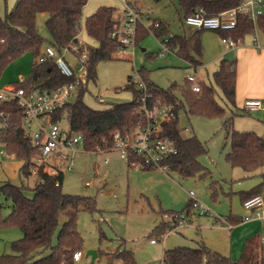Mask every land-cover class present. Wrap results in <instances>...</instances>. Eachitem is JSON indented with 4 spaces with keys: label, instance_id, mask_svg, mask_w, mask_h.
<instances>
[{
    "label": "trees",
    "instance_id": "obj_1",
    "mask_svg": "<svg viewBox=\"0 0 264 264\" xmlns=\"http://www.w3.org/2000/svg\"><path fill=\"white\" fill-rule=\"evenodd\" d=\"M88 0H15L10 8L0 14V74L6 65L30 52L34 57L31 73L23 82L14 81L17 86L25 89H54L65 83L64 77L56 67L47 62L36 61L46 44L69 47L79 39L82 9ZM182 18L200 7L208 15L216 14L236 4L237 0H175ZM114 7L99 6L85 19V29L89 37L96 42L95 47H88L89 72L88 82L96 77V64L110 60L117 47L115 39L110 37L115 20ZM43 13L45 26L49 33L48 42L40 34L36 18ZM158 21V25L153 24ZM148 27L138 25L135 41L148 31H152L159 39L169 33L168 24L160 19L153 20ZM258 28L264 36V13L259 15L254 23L245 16L237 17L236 26L229 30H214L220 36L241 38ZM203 29L186 30L172 33L170 44L177 54L193 64H201L202 53L200 33ZM145 83L146 106H171L174 117L162 122V134L174 139L178 147L177 154L166 159L168 169L188 175L201 165L197 157L205 151L203 144L195 136L183 137L180 134L179 112L185 110L190 115L207 117H222L223 126L229 132L230 150L226 160L231 166H240L244 171L253 172L258 168L260 180L246 190L239 191V197L245 198L261 194L264 196V138L252 131H239L233 127L234 114L226 115V108L216 99V89L212 82H199V90L190 88L189 81L173 82L167 87H161L153 82L147 72L140 70ZM130 75L123 89L132 94L130 100L112 102L103 108H93L82 100V94L87 84L77 90V98L68 101L52 112V120L66 119L68 127L73 132L83 135V148L89 152L109 151L114 144V135L126 136L134 133L138 127L146 124L144 115L139 111L140 89L129 82ZM213 81L228 104H235L236 60L221 58L218 67L213 71ZM87 82V83H88ZM0 110L9 114V126L2 141L8 154L21 161L19 172L24 177L30 175V166L39 150L33 146L28 133L23 128V112L15 102L0 103ZM133 160L140 161L133 156ZM127 165L130 167L129 163ZM142 169H156L142 165ZM63 172L49 174L38 167L37 180L33 187V195L24 193L26 186L5 181L0 184V195L9 201L10 212L2 218L1 209L4 202L0 200V226L16 225L22 231V236L11 242L12 252L0 255V264H74L72 253L81 248L82 236L76 228L78 215L81 211L96 210L95 200L91 196L66 193L62 190ZM58 182V184H56ZM213 186V185H212ZM216 190H214L215 193ZM191 200L187 202L184 211L187 215ZM163 211V210H161ZM173 214L179 211H164ZM163 212V213H164ZM60 215L65 219L59 223ZM241 217L232 215L231 222L240 221ZM172 224L161 220L150 232L158 234L165 232ZM57 229L56 243L53 244ZM115 257L122 264H135L133 252L128 249L118 250ZM160 264H264V246L260 242V234L246 238L241 252L232 259L218 251L211 250L202 241L196 246L175 245L163 249Z\"/></svg>",
    "mask_w": 264,
    "mask_h": 264
},
{
    "label": "rangeland",
    "instance_id": "obj_2",
    "mask_svg": "<svg viewBox=\"0 0 264 264\" xmlns=\"http://www.w3.org/2000/svg\"><path fill=\"white\" fill-rule=\"evenodd\" d=\"M14 1L0 0V14L3 15L5 9L10 8ZM262 2L261 9L264 12V0ZM122 5V0L86 2L78 32L79 40L84 46H96L95 40L89 37L85 29L86 17L99 6H112L120 10ZM135 5L139 8L141 21L147 27L152 19L156 18L167 23L168 30L172 33L180 32L182 24L186 30L191 28L183 22L175 0H138ZM45 17V14H38L36 23L40 34L48 42L49 33L45 26ZM253 37H257L259 46L253 43ZM263 38L262 32L256 27L255 31L246 34L243 42H239L237 46L246 45L250 41L259 49L260 40ZM201 42L202 60L205 64L198 69L197 75L203 78V81L214 84L216 99L226 108V115L234 114L235 129L252 131L264 138V120L255 116L254 111L241 110V102L237 98L234 105L228 104L221 89L213 81V71L223 57L221 51L227 49L221 42V36L214 30L203 29ZM160 49L159 39L152 31H148L137 40L133 48L129 47V57L98 62L95 67V80L87 83L82 100L91 107L101 108L112 102L131 99V92L123 89L126 76L138 74L140 70L147 72L150 79L161 87H167L173 82L182 83L187 73H196L186 60L174 52L157 55ZM228 50L224 57L234 58L233 50ZM33 61L32 54L26 52L9 62L0 74V86L29 76ZM76 94L77 92L70 101L77 98ZM179 117L181 136L195 135L205 149L197 157L201 166L191 174L181 175L171 169L146 170L129 167L119 151L114 148L99 152L79 149L71 154V161L62 164V190L66 193L91 196L96 206L93 212L81 211L78 215L76 228L82 236L81 257L74 264H122L120 258L114 255L123 249L133 252L135 264H160L163 249L174 245L193 246L196 244L192 239L198 238L203 239L212 249L236 259L246 238L258 231V227L254 225L262 224L261 220L239 221L231 224L229 228L227 217L231 214L242 217L250 213L243 207L239 191L250 188L260 180L259 171L262 167L247 172L240 166L230 165L226 160V154L230 150L229 132L223 126L222 117L190 115L183 109L180 110ZM59 125L67 128L68 122L63 118ZM0 149L5 148L1 146ZM8 160L11 163H8ZM68 164L71 165V170L65 169ZM19 165V159L1 155L0 184L5 181L23 184L26 186L25 195L31 197V188L37 176L20 175ZM86 181L89 182L88 185L85 184ZM0 200L4 202L1 209V217L4 218L10 212V205L1 195ZM190 200L196 201L207 211L201 213L199 207L191 205V218L183 227L168 233L150 235L153 227L165 220L164 211H181ZM217 216H220L221 220L217 221ZM64 219V215H60L59 223ZM201 224L205 225L196 228ZM217 225H223L225 228L216 229ZM56 235L57 229L53 244L56 243ZM21 236L22 231L18 226L1 225L0 255L12 252L11 242ZM150 238H155L156 242L151 243ZM89 250L95 252L94 257L88 253Z\"/></svg>",
    "mask_w": 264,
    "mask_h": 264
},
{
    "label": "built area",
    "instance_id": "obj_3",
    "mask_svg": "<svg viewBox=\"0 0 264 264\" xmlns=\"http://www.w3.org/2000/svg\"><path fill=\"white\" fill-rule=\"evenodd\" d=\"M138 0H122L123 5L120 10L114 9L113 18L115 23L110 37L115 39L117 47L112 53V58L130 56L129 47L134 46L138 25L141 22L139 8L135 5ZM262 0H237L236 4L222 10L216 14L208 15L200 7L194 12L183 17V22L197 29L229 30L236 26L237 17L245 16L254 23L259 15L263 14L261 7ZM116 13V14H115ZM155 26L158 21H154ZM172 33L159 38L161 49L157 55H165L173 51L169 38ZM241 38L221 36V42L230 48L237 46ZM253 43L257 46V37H253ZM79 39L69 47L57 48L52 44H46L41 53L37 55L36 61H47L53 64L56 69L68 80L54 89L32 88L25 89L17 86L14 82L0 86V103L15 101L23 112V128L28 133L30 140L38 150L39 154L33 159L30 166V174L37 176L39 166L49 174L63 172V163L71 161V154L83 148V135L80 132H73L69 127L62 128L58 121L52 120V112L63 106L77 92L81 85L87 84L89 72L88 48ZM186 80L190 83V88L194 91L199 90L198 76L196 73L186 74ZM25 77H20L17 82H23ZM129 82L135 85L142 92L139 98V111L144 115L146 124L126 136L114 135L112 149H117L121 157L129 163L130 167L141 168L148 165L161 170L168 169L166 159L177 154L178 147L173 138L162 134V122L174 117L171 106L153 107L148 109L146 106L145 83L140 75H130ZM241 108L244 111L256 109L264 110V95L256 98H245ZM9 126V114L0 110V144L5 143L2 138L5 136ZM89 152V151H88ZM0 154H8L6 149L0 150ZM138 157L140 161H135L132 157ZM106 162V159H104ZM66 170H71L70 164L66 165ZM58 184V182H56ZM89 184L88 181L85 182ZM190 194H193L190 192ZM243 207L250 211L241 217L240 221L246 222L253 219L264 222V196L254 194L245 198L242 202ZM193 207H199L201 213L207 210L199 206L196 201H191ZM172 226L165 233L176 230L183 226L188 220L184 211L173 214H164ZM221 220L220 216L216 217ZM231 227V223H228ZM150 242H156L155 238H150ZM260 242L264 246V223L260 233ZM74 261L81 257L80 249L72 253Z\"/></svg>",
    "mask_w": 264,
    "mask_h": 264
},
{
    "label": "crops",
    "instance_id": "obj_4",
    "mask_svg": "<svg viewBox=\"0 0 264 264\" xmlns=\"http://www.w3.org/2000/svg\"><path fill=\"white\" fill-rule=\"evenodd\" d=\"M147 1H150V0H147ZM115 9V8H114ZM40 14H43V13H40ZM153 20H157L156 18L155 19H152L151 22H153ZM150 22V23H151ZM182 24V23H181ZM139 26H142V27H147L145 26V24L141 21ZM195 28L191 27L189 30H193ZM182 31H186V29L183 27V24H182V29L180 30V32ZM201 34L202 32L200 33V41H201ZM258 41V40H257ZM137 41H135L136 43ZM243 42V40L241 41ZM260 43H261V47L259 49L255 48L250 41H248V43L246 45H241V46H236L234 48H230L228 46H226L227 49H224L223 51H221V55H223V57L221 58H226L224 57V55L229 52L228 49H231L233 50V55H234V58L232 59H235L236 60V78H235V98H237L241 103L239 104V108L241 110H243L241 108V104H242V101L245 99V98H256V97H261L264 95V38L260 40ZM201 45H202V42H201ZM45 46V45H44ZM43 46V47H44ZM43 49V48H42ZM174 53L177 54L176 52V49L173 47V51ZM202 52H203V45H202ZM129 57V56H128ZM182 58V57H181ZM220 58V59H221ZM200 61H201V64H199L198 66H194L192 65L191 63H188L189 66H191L194 71L196 72V74H198V69L199 68H202L204 67V62L202 60V53L199 57ZM227 59V58H226ZM185 60V59H184ZM220 61V60H219ZM216 66V65H215ZM218 67V65H217ZM216 67V68H217ZM189 74V73H187ZM148 77H149V74L147 73ZM128 76V75H127ZM126 76V77H127ZM186 76V75H185ZM184 76V78H185ZM198 76V75H197ZM150 78V77H149ZM198 79L200 81L203 80V78L199 77L198 76ZM152 80V79H151ZM153 81V80H152ZM127 82V80H126ZM154 82V81H153ZM156 83V82H155ZM126 84V83H125ZM157 84V83H156ZM158 85V84H157ZM170 85V84H169ZM128 91V90H127ZM75 95V94H74ZM131 98H132V94H131ZM130 100V99H129ZM108 106L105 105L103 107H106ZM101 107V108H103ZM93 108H98V107H93ZM254 111V114L255 116L259 117V118H262L264 120V110L262 109H256V110H253ZM2 145L0 144V147ZM1 150V149H0ZM1 155L3 154H0V157ZM6 156L8 157H14L13 155L11 154H5ZM8 163H11L9 160H8ZM20 165H21V161H20ZM19 165V167H20ZM18 172H19V168H18ZM19 174L21 175V173L19 172ZM31 175V174H30ZM191 215V214H190ZM187 215V218L188 220H190L191 216ZM233 214L229 215L227 217V220L233 224V223H236V222H231L230 221V217L232 216ZM253 220H257V219H253ZM252 221V220H250ZM250 221H246V222H250ZM262 221V220H261ZM239 222V221H237ZM263 221H262V224H258L257 226L254 225L255 227H258V231L254 234H260L261 233V229L263 227ZM158 224V223H157ZM205 224H201V225H198L196 226V228H199L200 226H203ZM183 227V226H181ZM181 227H179L178 229H180ZM216 229H220V228H225L223 225H217V227H215ZM177 230V229H176ZM253 235V234H251ZM249 235V236H251ZM248 236V237H249ZM195 244L197 245V243H199V241H202L207 247H209V245H207L203 239L201 238H198V239H192ZM196 245H193V246H196ZM175 246V245H174ZM243 246V245H242ZM211 250H215L217 251L216 249H212L211 247H209ZM220 250V249H219ZM219 252V251H218ZM229 252H230V249H229ZM221 253V252H220ZM231 253V252H230ZM224 255H227L225 253H222ZM229 256V255H227ZM230 257V256H229ZM231 258V257H230Z\"/></svg>",
    "mask_w": 264,
    "mask_h": 264
},
{
    "label": "water",
    "instance_id": "obj_5",
    "mask_svg": "<svg viewBox=\"0 0 264 264\" xmlns=\"http://www.w3.org/2000/svg\"><path fill=\"white\" fill-rule=\"evenodd\" d=\"M88 253L91 254L92 257H94V255H95V252L93 250H89Z\"/></svg>",
    "mask_w": 264,
    "mask_h": 264
}]
</instances>
